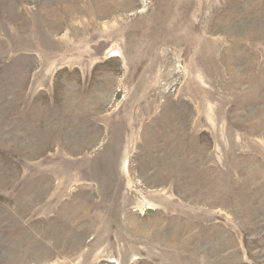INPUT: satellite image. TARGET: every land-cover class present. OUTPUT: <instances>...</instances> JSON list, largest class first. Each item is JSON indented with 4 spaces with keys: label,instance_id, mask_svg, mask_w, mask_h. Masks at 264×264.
<instances>
[{
    "label": "rangeland",
    "instance_id": "obj_1",
    "mask_svg": "<svg viewBox=\"0 0 264 264\" xmlns=\"http://www.w3.org/2000/svg\"><path fill=\"white\" fill-rule=\"evenodd\" d=\"M0 264H264V0H0Z\"/></svg>",
    "mask_w": 264,
    "mask_h": 264
}]
</instances>
